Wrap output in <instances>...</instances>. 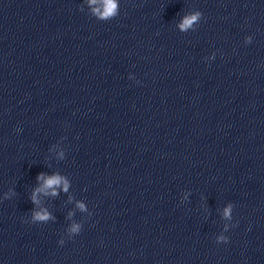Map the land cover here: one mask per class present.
<instances>
[{
	"label": "clouds",
	"instance_id": "obj_1",
	"mask_svg": "<svg viewBox=\"0 0 264 264\" xmlns=\"http://www.w3.org/2000/svg\"><path fill=\"white\" fill-rule=\"evenodd\" d=\"M89 3L95 5L97 4V0H89ZM118 9H119L118 0H102V10L98 8H93V13L101 19H111L118 14ZM200 15L201 14L199 12H196L194 14H191L190 16H186L183 19V22L180 24V28L182 30H186L187 28L191 27L193 23L198 21ZM37 179H44L43 174L38 176ZM61 180L62 178L56 175L48 177L47 179H44L43 188L37 189L36 191L39 192V191H44L45 189L48 188H53V186L59 185L61 183ZM65 190H67L66 183H65ZM53 195H55V191H53ZM32 199L35 202L36 199L35 193L33 194ZM80 207L83 208V205H80ZM229 212H230V208L225 209V213H224L225 216H228ZM33 218L34 220H38V221H46L49 218V216L48 213L44 211V212L35 213ZM77 230H78V226H75L73 228V231H77Z\"/></svg>",
	"mask_w": 264,
	"mask_h": 264
}]
</instances>
